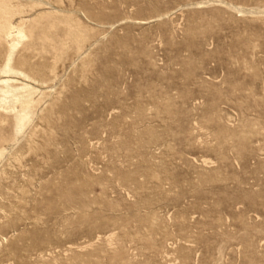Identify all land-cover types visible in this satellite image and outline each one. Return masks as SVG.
Here are the masks:
<instances>
[{
  "label": "rangeland",
  "instance_id": "1",
  "mask_svg": "<svg viewBox=\"0 0 264 264\" xmlns=\"http://www.w3.org/2000/svg\"><path fill=\"white\" fill-rule=\"evenodd\" d=\"M0 264H264V0H0Z\"/></svg>",
  "mask_w": 264,
  "mask_h": 264
}]
</instances>
